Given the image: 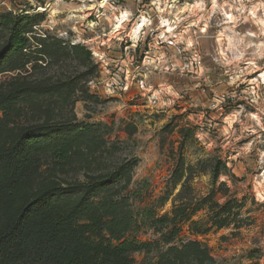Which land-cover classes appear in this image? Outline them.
Here are the masks:
<instances>
[{
    "label": "rangeland",
    "instance_id": "1",
    "mask_svg": "<svg viewBox=\"0 0 264 264\" xmlns=\"http://www.w3.org/2000/svg\"><path fill=\"white\" fill-rule=\"evenodd\" d=\"M2 48L0 229L51 189L106 264H264V0H0Z\"/></svg>",
    "mask_w": 264,
    "mask_h": 264
},
{
    "label": "trees",
    "instance_id": "2",
    "mask_svg": "<svg viewBox=\"0 0 264 264\" xmlns=\"http://www.w3.org/2000/svg\"><path fill=\"white\" fill-rule=\"evenodd\" d=\"M14 30L8 42L20 47L23 37ZM3 52L4 48L0 49V56ZM35 132L23 129L0 149V202L10 197L18 183L22 156ZM51 193V189H45L34 194L6 217L0 229V264H106L100 249L87 242L86 224L81 223L86 214L52 209ZM135 247L134 242L126 241L115 250L122 255Z\"/></svg>",
    "mask_w": 264,
    "mask_h": 264
},
{
    "label": "built area",
    "instance_id": "3",
    "mask_svg": "<svg viewBox=\"0 0 264 264\" xmlns=\"http://www.w3.org/2000/svg\"><path fill=\"white\" fill-rule=\"evenodd\" d=\"M3 1V0H2ZM143 30V28L141 29ZM164 49H172L173 47H177L176 41L172 38H167L164 40ZM179 48V46H178ZM138 67V66H137ZM135 88L139 95H147L149 98H156L155 94H152L153 88L150 86L149 89L147 88V84L145 82V78L141 74H138L135 78H133L130 82L125 80V85L123 86V90H129ZM147 91V92H146Z\"/></svg>",
    "mask_w": 264,
    "mask_h": 264
},
{
    "label": "bare ground",
    "instance_id": "4",
    "mask_svg": "<svg viewBox=\"0 0 264 264\" xmlns=\"http://www.w3.org/2000/svg\"><path fill=\"white\" fill-rule=\"evenodd\" d=\"M254 12H255V11H252V14H255ZM125 15H127V14L124 13V14L121 15V19H120V21H119L120 23L118 22V26L115 27L116 29H118V28L120 27V25L126 20ZM117 19H119V18L117 17ZM144 21H145V19H144V17H142V19H141V23H140V24H136V25L133 27L132 32L135 33L137 30H139L140 27H141V25L144 23ZM162 23H163V26L167 28V30L170 29V28H169V25H167V24L165 23V21H163ZM142 27H144V26H142ZM142 27H141V28H142ZM140 31H141V30H140ZM140 31H139V33H140ZM132 32H131V33H132ZM133 33H132V34H133ZM132 36H133V35H132ZM250 63H251V62H250ZM256 118H258L257 115H256Z\"/></svg>",
    "mask_w": 264,
    "mask_h": 264
}]
</instances>
